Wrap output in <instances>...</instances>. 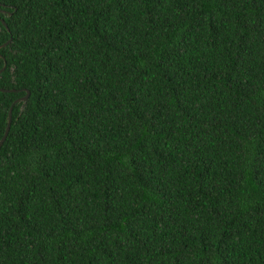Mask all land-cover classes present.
<instances>
[{
	"label": "trees",
	"instance_id": "16d2710c",
	"mask_svg": "<svg viewBox=\"0 0 264 264\" xmlns=\"http://www.w3.org/2000/svg\"><path fill=\"white\" fill-rule=\"evenodd\" d=\"M0 19V264H264V0Z\"/></svg>",
	"mask_w": 264,
	"mask_h": 264
},
{
	"label": "water",
	"instance_id": "95a60500",
	"mask_svg": "<svg viewBox=\"0 0 264 264\" xmlns=\"http://www.w3.org/2000/svg\"><path fill=\"white\" fill-rule=\"evenodd\" d=\"M0 21L3 23L2 19H0ZM3 25H5V24L3 23ZM7 42H9V40ZM7 42L3 43L1 46L5 45ZM0 91H7V90L0 89ZM27 95H28V92H26V94L23 97H20L19 100H25L27 98ZM10 109L11 108H9L8 113H7V121H6L5 129H4V131L0 137V146H1L2 142L4 141V139L7 135V132H8L9 123H10Z\"/></svg>",
	"mask_w": 264,
	"mask_h": 264
}]
</instances>
